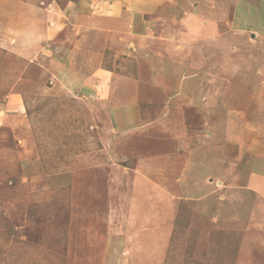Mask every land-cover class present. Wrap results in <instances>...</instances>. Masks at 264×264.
Returning a JSON list of instances; mask_svg holds the SVG:
<instances>
[{"label": "rangeland", "instance_id": "rangeland-1", "mask_svg": "<svg viewBox=\"0 0 264 264\" xmlns=\"http://www.w3.org/2000/svg\"><path fill=\"white\" fill-rule=\"evenodd\" d=\"M154 2L47 89L0 0V264H264V0Z\"/></svg>", "mask_w": 264, "mask_h": 264}, {"label": "crops", "instance_id": "crops-1", "mask_svg": "<svg viewBox=\"0 0 264 264\" xmlns=\"http://www.w3.org/2000/svg\"><path fill=\"white\" fill-rule=\"evenodd\" d=\"M7 1L9 7L4 8L2 14L6 17L8 31L22 34L20 36L22 48L16 46L14 49L17 48L19 52L22 51L23 56L27 57L28 60L34 57L35 60L31 61L36 63L40 70L38 71V79L46 80L47 89L55 88L58 80H61L71 73L72 68L67 73L65 70H60V67H62L60 62L63 59L67 61L71 58L73 52L78 53L81 51L82 54H85L93 61L98 56L96 52L102 54L106 49L121 53L124 52L125 47L122 45V42L114 40V37L118 35L117 31H119L115 29L117 25L115 26L114 21L121 18L127 21L124 13L140 16L143 12L150 11V6L153 4L157 5L154 0ZM95 4H97V7ZM131 10H134V12ZM130 31L135 33V35L139 32L147 33L142 29ZM101 32L102 34H108V38H105L107 39L105 43L101 40L98 41L100 35L97 33ZM112 36L113 39H111ZM118 38L121 39L120 37ZM63 43L68 44L70 47V54L61 53L62 55H60V51H62L60 49L63 48ZM6 45L10 49L11 46H8L9 44ZM58 55L61 56V59ZM66 55L68 56L66 57ZM70 64H73L71 59ZM77 65H82V62L77 63ZM71 67L73 66L71 65ZM106 72H109L111 76L114 74L111 70ZM84 74L85 72L83 71L81 77H69L68 79L72 80L76 85L79 81H84ZM88 75L92 77L90 74ZM31 80V78L25 77L24 81L28 83ZM118 81H121V78ZM84 83L88 84L87 82ZM92 85L93 87L90 84L82 86L93 91L92 89H95V86L98 85ZM16 88L19 90L18 85ZM16 88L10 92L8 91L6 96L7 100L3 105L4 107L7 108L8 104L11 103L13 108H19V103H16L21 99L15 93ZM259 173H249L248 180L251 182L260 181L262 174Z\"/></svg>", "mask_w": 264, "mask_h": 264}]
</instances>
